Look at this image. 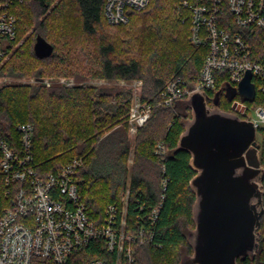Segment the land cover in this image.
<instances>
[{
  "label": "trees",
  "instance_id": "trees-1",
  "mask_svg": "<svg viewBox=\"0 0 264 264\" xmlns=\"http://www.w3.org/2000/svg\"><path fill=\"white\" fill-rule=\"evenodd\" d=\"M179 3L148 0L140 9H126V23L111 25L103 13L104 0L14 2L10 10L16 16L17 31L9 48L19 38L23 41L0 65L3 139L17 147V125L32 123L33 161L43 172L57 171L73 158H82L76 178L89 219L101 222L106 206L112 203L125 206L127 220L139 225V215L157 206L153 242L133 244L136 264H177L184 253L192 252L185 232L194 227L189 180L195 171L189 166L188 152H173L191 110L181 100L170 107L158 104L165 85L176 78L191 80L205 55L203 47L188 39L190 21ZM73 11L80 40L68 31ZM37 36L52 45L49 56L34 53ZM216 73L219 77L222 72ZM28 76H70L76 83L19 82ZM89 79L103 83L84 85ZM137 80L141 81L138 95L151 109L145 123L130 135L126 115L133 88L118 82ZM222 85L218 79L214 90L206 91L209 105ZM230 101L222 91L219 108L225 110L222 104ZM257 141L264 168V132L257 133ZM159 143L164 145L163 153L156 152ZM262 184L264 189V177ZM5 187L0 174V209L9 203ZM258 233L255 256L237 264H264V212ZM92 256H108L101 240L91 242L76 258L84 264Z\"/></svg>",
  "mask_w": 264,
  "mask_h": 264
},
{
  "label": "built area",
  "instance_id": "built-area-1",
  "mask_svg": "<svg viewBox=\"0 0 264 264\" xmlns=\"http://www.w3.org/2000/svg\"><path fill=\"white\" fill-rule=\"evenodd\" d=\"M20 1L0 0V65L17 31L10 8ZM147 2L104 0L103 13L109 24H124L127 8L140 9ZM179 7L188 13V39L203 47L205 55L191 80L176 78L165 85L158 104L170 107L193 91H213L218 79L237 87L249 71L256 106L238 94L230 103L234 113L253 122L256 135L264 132V0H180ZM217 71L222 72L219 77ZM135 83L139 86L141 81ZM150 109L151 104L135 93L126 115L130 135L145 123ZM16 129L19 144L13 147L0 128V174L9 196L8 205L0 209V264H79L76 255L98 240L108 256H92L84 264H136L133 244L153 242L157 206L139 215L136 225L127 220L125 206L111 203L102 221L95 223L87 216L78 191L76 172L82 158H73L57 171L43 172L33 161V124L19 123ZM156 152H164L163 143Z\"/></svg>",
  "mask_w": 264,
  "mask_h": 264
},
{
  "label": "water",
  "instance_id": "water-1",
  "mask_svg": "<svg viewBox=\"0 0 264 264\" xmlns=\"http://www.w3.org/2000/svg\"><path fill=\"white\" fill-rule=\"evenodd\" d=\"M33 50L47 57L53 47L37 36ZM222 91L228 99L238 94L242 101H253L251 73L247 71L237 87L223 83L211 105L204 91H193L180 101L191 116L184 120L173 152H188L195 174L189 180L194 227L185 232L192 252L184 253L177 264H237L252 259L258 249L264 212L260 144L251 120L219 108Z\"/></svg>",
  "mask_w": 264,
  "mask_h": 264
},
{
  "label": "rangeland",
  "instance_id": "rangeland-1",
  "mask_svg": "<svg viewBox=\"0 0 264 264\" xmlns=\"http://www.w3.org/2000/svg\"><path fill=\"white\" fill-rule=\"evenodd\" d=\"M69 30H71L73 32V36L75 37V40L82 39V37L79 36L80 30H79V25H78V22H77V16L75 15L74 11H73V17L70 19L69 24H68V31ZM22 41H23V39H20L19 38L15 42L14 46L11 49L8 50V52H7L6 56L4 57L1 65L5 64L9 60L11 54L13 53L14 48L16 46L20 45ZM59 45H62V42L61 41H60V44ZM94 45H95V43L92 41L91 42V50L92 51H94V49H95V46ZM3 80H5V79H3ZM55 81L58 82V83H61L63 85H64V83L61 82V81H64L65 84L67 83V86H71V85H73V84L76 83L75 80H74V78L73 77H70V76H59V77L44 76L42 78L41 77H37V76H28V77H24V78L19 79V82L22 83V84H28V83H30V84H36V83H41V84H45L46 86H48L47 85V82L49 84H51V83H53ZM101 83H103L102 80L89 79L87 81H84L83 84L84 85H98V84H101ZM118 83H119V85L125 86L126 88H130V87L133 88L132 98L134 97V94L135 93L138 94V86H137V83H135V81L134 82H131V83H126L124 81H119ZM256 104H257V100L256 101H253L252 103H249V105H251L253 107H255ZM221 107L223 109H225L226 111L233 112V109L231 107V103H229L227 105L224 103V104H222ZM249 112H251L250 109H249ZM256 139H257V135H256Z\"/></svg>",
  "mask_w": 264,
  "mask_h": 264
}]
</instances>
